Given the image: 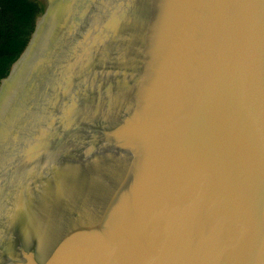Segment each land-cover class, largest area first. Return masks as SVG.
I'll use <instances>...</instances> for the list:
<instances>
[{"label": "water", "instance_id": "95a60500", "mask_svg": "<svg viewBox=\"0 0 264 264\" xmlns=\"http://www.w3.org/2000/svg\"><path fill=\"white\" fill-rule=\"evenodd\" d=\"M2 81L0 264H264V0H46Z\"/></svg>", "mask_w": 264, "mask_h": 264}, {"label": "trees", "instance_id": "16d2710c", "mask_svg": "<svg viewBox=\"0 0 264 264\" xmlns=\"http://www.w3.org/2000/svg\"><path fill=\"white\" fill-rule=\"evenodd\" d=\"M41 11L37 0H0V98L2 81L13 78V71L34 41V22Z\"/></svg>", "mask_w": 264, "mask_h": 264}, {"label": "flooded vegetation", "instance_id": "af4514ba", "mask_svg": "<svg viewBox=\"0 0 264 264\" xmlns=\"http://www.w3.org/2000/svg\"><path fill=\"white\" fill-rule=\"evenodd\" d=\"M37 1L39 2V4L42 7V11L37 15V17L35 19V22H34L35 27L38 24H41L43 22V19L45 17L46 12H47V1L46 0H37Z\"/></svg>", "mask_w": 264, "mask_h": 264}, {"label": "bare ground", "instance_id": "6f19581e", "mask_svg": "<svg viewBox=\"0 0 264 264\" xmlns=\"http://www.w3.org/2000/svg\"><path fill=\"white\" fill-rule=\"evenodd\" d=\"M51 2H52V0H51Z\"/></svg>", "mask_w": 264, "mask_h": 264}]
</instances>
